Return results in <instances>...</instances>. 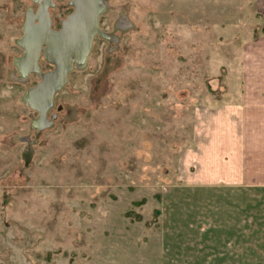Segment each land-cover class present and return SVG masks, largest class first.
Here are the masks:
<instances>
[{"label":"rangeland","instance_id":"rangeland-1","mask_svg":"<svg viewBox=\"0 0 264 264\" xmlns=\"http://www.w3.org/2000/svg\"><path fill=\"white\" fill-rule=\"evenodd\" d=\"M39 1L0 0V264H264V183L208 181L206 158L224 172L243 143L248 177L264 174V134L227 119L258 77L255 1L99 0L44 121L27 95L53 65H18ZM50 1L58 29L73 5Z\"/></svg>","mask_w":264,"mask_h":264},{"label":"water","instance_id":"water-1","mask_svg":"<svg viewBox=\"0 0 264 264\" xmlns=\"http://www.w3.org/2000/svg\"><path fill=\"white\" fill-rule=\"evenodd\" d=\"M71 4L73 11L57 30L51 27L50 0H40L35 12L28 11L25 15L20 41L24 55L18 65L27 58L34 65L28 70L19 65L20 69L25 73L36 71L41 55L53 65V69L43 73L27 95L29 104L38 111L41 121H44L45 113L52 105L53 95L65 84L72 63L85 59L97 32V17L101 11L99 0H71Z\"/></svg>","mask_w":264,"mask_h":264},{"label":"crops","instance_id":"crops-1","mask_svg":"<svg viewBox=\"0 0 264 264\" xmlns=\"http://www.w3.org/2000/svg\"><path fill=\"white\" fill-rule=\"evenodd\" d=\"M254 5L257 13L260 14L263 25H264V0H254ZM264 29V28H263ZM244 60V72H247V76L253 69L258 74V77H253L250 73L249 78H245L242 81V90L243 94L241 97V102L238 105H233L231 107V114L227 116V119L238 118L241 120H247L248 122H255L254 126H250L253 134H264L263 129L259 126V123H264V31L256 35L254 39L247 44L243 52ZM254 66V68H253ZM234 113V114H233ZM230 120V124H231ZM264 125V124H263ZM258 140H264L261 137H257ZM262 143V144H261ZM261 145V146H260ZM258 147L264 149V141L260 142ZM255 146V147H256ZM248 146H243V143L238 146V149L235 153H227L225 156H222V166H224L225 171L217 170L219 167L215 163L216 158L212 155H207L209 167H213V176L208 181L211 182H228V183H247V182H258L264 183V174L260 175V172L256 174V177L249 178L246 173V150ZM250 149V148H249ZM234 150V149H233ZM251 150V149H250ZM248 151V150H247ZM252 157L262 161L261 163V172H264V155L251 154ZM258 156V157H257ZM257 162V160H256ZM221 165H219L221 167ZM222 173L225 175H222ZM219 174L221 177H219Z\"/></svg>","mask_w":264,"mask_h":264},{"label":"bare ground","instance_id":"bare-ground-1","mask_svg":"<svg viewBox=\"0 0 264 264\" xmlns=\"http://www.w3.org/2000/svg\"><path fill=\"white\" fill-rule=\"evenodd\" d=\"M28 59H29V58H27V59H22V60L19 62L20 67H21L22 69H24V70H28V69L30 68L31 65H32V66L34 65L33 63L27 61ZM33 59H35V57H34ZM32 66H31V67H32Z\"/></svg>","mask_w":264,"mask_h":264},{"label":"flooded vegetation","instance_id":"flooded-vegetation-1","mask_svg":"<svg viewBox=\"0 0 264 264\" xmlns=\"http://www.w3.org/2000/svg\"><path fill=\"white\" fill-rule=\"evenodd\" d=\"M59 29V28H58ZM55 30H57V29H55Z\"/></svg>","mask_w":264,"mask_h":264}]
</instances>
